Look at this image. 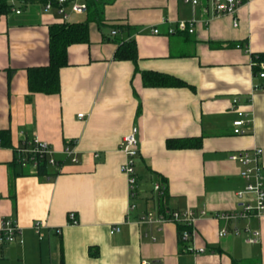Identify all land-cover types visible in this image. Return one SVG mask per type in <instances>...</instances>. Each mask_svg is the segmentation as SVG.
Here are the masks:
<instances>
[{
  "label": "crops",
  "instance_id": "obj_1",
  "mask_svg": "<svg viewBox=\"0 0 264 264\" xmlns=\"http://www.w3.org/2000/svg\"><path fill=\"white\" fill-rule=\"evenodd\" d=\"M211 3L96 0L100 21H89L90 41L68 47L60 90L34 92L31 100L27 68L48 62L49 24L62 16L38 0L16 1L20 12L1 15L0 130L9 137L0 144V216L19 223L24 241L0 245V264H264V216H216L240 210L237 191L247 184L232 152L259 147L264 176V90L254 88L264 81L254 64L264 52V0L244 1L235 26L233 16L213 15ZM88 15L71 11L67 21ZM192 18L193 31L177 28ZM131 38L136 66L115 58L118 44ZM147 70L188 85H146ZM237 96L249 119L238 134ZM134 131L140 141L135 195L120 167L126 159L120 141ZM198 135L200 147L166 145L168 137ZM34 137L62 159L58 174L54 166L40 176L33 164L14 165L15 149ZM66 145L79 161L65 155ZM162 178L166 197L155 189ZM166 207L198 214L192 244L203 251L186 248L176 222L141 220L142 213ZM222 227L228 232L220 236ZM247 228L260 230L256 242L247 241Z\"/></svg>",
  "mask_w": 264,
  "mask_h": 264
},
{
  "label": "built area",
  "instance_id": "obj_2",
  "mask_svg": "<svg viewBox=\"0 0 264 264\" xmlns=\"http://www.w3.org/2000/svg\"><path fill=\"white\" fill-rule=\"evenodd\" d=\"M14 1V0H13ZM199 0H184V2H192L198 3ZM246 0H212L213 5V15L220 14H229L233 16L234 26L238 25V19L236 13L238 11L239 6ZM15 11L20 12L18 8L15 6L12 7ZM43 9L47 12L49 11H57L61 14L62 20H69V16L71 11L77 13H86L87 2L86 0H46L43 2ZM195 25V19H190L188 21L181 20L179 21L177 28L181 30L193 31ZM117 29L112 30V33L115 34ZM153 31L155 33L158 32L157 28H154ZM175 29L171 28L169 32H174ZM254 64L258 65L259 71L257 72L259 78L264 79V60H254ZM255 89L261 88L264 90V81L261 85L256 84ZM240 98L237 96L233 99V105H235L234 109L238 113L237 118L232 121L233 131L234 133H245L246 128L245 124L248 123L249 119L245 118L246 111L238 106ZM79 116H84V113H79ZM120 148L125 153V161L121 163V170L124 171L128 175L129 186L131 187V193L133 195L136 194V158L139 154L140 150V141L134 132L128 133L123 136L120 141ZM28 144H25V139H23L18 147L19 151L25 153L30 159V163L35 167L39 163V159H37L34 155L38 153L39 155L45 156L48 160V163L56 166L59 171L61 169V158H57L55 151L52 146L46 142L42 141L36 137L27 141ZM65 155L69 156L73 162L79 161L80 158L75 154L74 147L71 145H66L63 149ZM97 155V153H95ZM260 156L261 149L259 147H255L252 150L243 149L238 152H232L230 154V158L235 160L238 164H240V173L247 180V184L237 191V197L240 199V210H226L224 212H218L216 214L217 217L223 220L237 219L241 217H249V216H264V176L262 167L260 165ZM22 159L27 160L25 157ZM163 185L160 183L155 184V189H158L162 192ZM246 194H251L252 198H244ZM135 205L132 204V208ZM200 213H205V210H201ZM198 214L191 208L186 209H171L166 207L162 211H147L141 214V220L143 222L151 223H165L166 221H174L177 224H183V228H181L180 240L186 244V248L189 250L203 251V246H195L192 244L193 236H194V224L196 221ZM68 217L73 223H77V217L74 211H70ZM33 227L35 231L39 234L40 228L42 227V222L40 220H36L33 223ZM118 226H114L112 230H118ZM250 232L247 236V241L256 242L260 235V230L255 229L251 230L247 228ZM111 230V231H112ZM238 229H236L237 231ZM228 232V228L222 227L219 231V235L223 236ZM41 237V235H40ZM23 242L24 238L21 234V227L17 221L2 218L0 216V245L13 243V242ZM142 264H156L154 261L151 262L149 260L143 259Z\"/></svg>",
  "mask_w": 264,
  "mask_h": 264
},
{
  "label": "trees",
  "instance_id": "obj_3",
  "mask_svg": "<svg viewBox=\"0 0 264 264\" xmlns=\"http://www.w3.org/2000/svg\"><path fill=\"white\" fill-rule=\"evenodd\" d=\"M16 1L21 0H0V17L3 14L11 12L13 6L16 5ZM26 1V0H22ZM34 1V0H32ZM45 2L46 0H38ZM88 17L85 21H56L49 24L48 29V55L49 60L47 63L39 66H28L27 74V85H29L30 93L27 95V100H31L32 94L34 92H46V93H58L61 88L60 84V67L68 64V54L67 50L72 43H87L89 39V21L94 19L97 22L100 21V11L97 9L96 0H86ZM236 45H241V42H235ZM234 44V45H235ZM115 58L117 59H130L133 60L135 66L137 64L138 52L137 43L135 38L131 40L119 43L117 49L115 50ZM256 60H264V52L255 54ZM255 67V71H256ZM143 81L146 85H172V86H182L188 85L185 80L175 77L165 72L157 71H143ZM9 130H0V144H7ZM202 136H179V137H168L166 139V145L169 148H194L200 147L202 145ZM25 139V144L27 143ZM39 159V163L36 166L35 173L43 176L49 174L50 167L53 165L48 163L45 156H41L38 153L34 155ZM25 157L27 160L22 159ZM14 165L27 163L31 164L30 159L25 153L15 149V157L13 159ZM62 160V159H61ZM52 173L58 174L59 169L54 166ZM161 184L163 185L162 195L166 197L167 195V179L162 178ZM183 228V224L180 225Z\"/></svg>",
  "mask_w": 264,
  "mask_h": 264
},
{
  "label": "rangeland",
  "instance_id": "obj_4",
  "mask_svg": "<svg viewBox=\"0 0 264 264\" xmlns=\"http://www.w3.org/2000/svg\"><path fill=\"white\" fill-rule=\"evenodd\" d=\"M136 188L138 189V186L136 185Z\"/></svg>",
  "mask_w": 264,
  "mask_h": 264
}]
</instances>
